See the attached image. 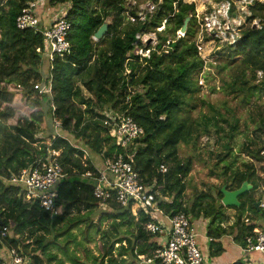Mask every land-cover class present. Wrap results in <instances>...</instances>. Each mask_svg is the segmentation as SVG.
<instances>
[{
    "label": "trees",
    "instance_id": "obj_1",
    "mask_svg": "<svg viewBox=\"0 0 264 264\" xmlns=\"http://www.w3.org/2000/svg\"><path fill=\"white\" fill-rule=\"evenodd\" d=\"M32 1L0 0V228L8 230L0 245L3 242L19 250L31 264H144L138 257L151 259L160 235L146 234L141 224L183 213L192 224L198 219L209 221L210 248L217 255L221 247L215 239L230 231L221 227L226 217L220 189L224 186L233 191L245 181L252 189L238 198L239 208L227 209L236 212L232 227L237 238L250 235L258 227L257 220L244 223L243 217L250 211L255 216L261 214L255 208L260 200L256 201L253 193L264 188V105L251 120L257 122L256 136L247 139L238 151L247 161L233 152L238 132V120L233 115L208 104L209 114L189 116L203 69L195 45L194 4L138 0L155 6L153 13L139 20L137 7L126 6L127 0H49L51 8H69L65 18L71 26L70 54L47 60L44 75L42 34L19 30L15 25ZM234 7L232 3L230 17L235 16ZM126 11L133 22L124 20ZM247 12L248 26L240 29L238 43L227 47V62L216 67L218 74L226 71L228 77L222 81L223 92L243 105L253 96L264 95V2L252 0ZM189 14L184 38L175 39ZM109 17L105 37L94 42L92 37ZM255 20L258 27L252 26ZM163 21L165 29L157 32ZM149 32L155 33L158 43L149 58L140 62L133 46L135 35ZM170 36L172 40L165 45ZM212 39L206 37L205 41ZM237 56L239 61H235ZM17 113H23L22 117L8 128L7 119ZM122 116L131 117L144 131L125 149L110 135ZM52 117L60 121L57 133ZM211 133L218 137L221 150L215 154L218 170L211 171V176L220 178L221 183L209 185L206 192L195 191L193 200L184 203L185 181L193 159H181L178 148L183 143L194 147L202 134ZM51 151L59 152L58 162L65 175L55 187V214L27 201L22 186L6 181L24 169L39 168ZM87 153L102 162L122 154L140 182L155 195L156 215L139 209L135 219L132 202L120 207L109 201L107 206L117 208L109 215L114 219V234L100 231L105 217L93 219L100 201L92 194V178L85 177L86 173L96 177L98 171L92 159L86 158ZM160 165L167 168L165 173L160 172ZM5 250L0 249V263Z\"/></svg>",
    "mask_w": 264,
    "mask_h": 264
},
{
    "label": "built area",
    "instance_id": "obj_2",
    "mask_svg": "<svg viewBox=\"0 0 264 264\" xmlns=\"http://www.w3.org/2000/svg\"><path fill=\"white\" fill-rule=\"evenodd\" d=\"M38 1L40 0L30 2L27 8L16 18V28L19 30L32 29L42 34L45 43V58L47 60L52 61L55 57L64 59L70 54L68 35L71 26L65 18L66 12L60 7L56 11L52 23L46 29L41 30L38 27V18L35 15ZM40 2H43V0ZM239 2L247 7L252 3V0H240ZM148 4L153 6L152 11H154L155 6L151 3ZM231 4L232 0H222L215 3L214 9L211 8V11L206 12L203 16L195 15V20L198 19L200 27L196 34L199 41L195 43L198 54H200L201 46L208 42L205 41L206 37L213 36L215 39L218 38L220 40V36L224 35L222 38L230 46L238 43L240 29L246 26V20L238 24L229 22ZM247 15L249 14L247 13ZM258 23L255 20L252 25L258 27ZM213 32L216 37L211 35ZM176 34V39H181L185 36L179 30L176 31ZM92 40L97 42L94 37H92ZM146 40L145 34L135 35L133 46L140 62H142L141 59L149 58L150 56V50L146 49ZM37 51L39 52V49ZM127 61H131V58H128ZM126 73H128V69ZM50 92L51 86L49 84L48 93ZM52 126L57 133L60 129V121L52 117ZM143 134V129L129 116H122L120 122L115 125L110 133L115 144L123 149L127 148L132 141L142 137ZM59 155L58 151H51L47 161L43 162L39 168L24 169L18 175H12L6 179L8 183L23 187V195L27 201L37 202L39 208L52 214H55V201L57 199L55 187L65 177L63 169L58 162ZM103 165L104 169L98 171L96 177H93L90 173L85 174V177H91L93 180L92 194L95 199L100 201L99 205L114 201L120 207H127L132 202L133 207L141 209L153 217L156 215L158 210L154 204L155 195L151 193L150 187H145L140 182L138 174L133 170L130 163L124 159L122 154L112 159H106L103 161ZM159 170L165 173L167 168L165 165H160ZM258 208L263 216L261 226L256 227L250 235L242 238L240 249L243 253L258 252L264 254L263 200L259 201ZM133 216L138 217L136 214H133ZM243 222L248 223L250 221L243 219ZM141 229L149 235H160L159 247L153 252V257L147 260L143 256L138 257L143 263L152 264L153 261H158L160 264H205L204 257L196 243V229L185 214L163 215V220L158 223L153 221L145 222L141 224ZM7 232L8 230L5 227L0 228V241L7 236ZM2 259L3 261L0 264H31V260L12 247L6 248Z\"/></svg>",
    "mask_w": 264,
    "mask_h": 264
},
{
    "label": "rangeland",
    "instance_id": "obj_3",
    "mask_svg": "<svg viewBox=\"0 0 264 264\" xmlns=\"http://www.w3.org/2000/svg\"><path fill=\"white\" fill-rule=\"evenodd\" d=\"M41 1V0H40ZM38 1V7L35 9L38 11L41 7H48V1L49 0H43V2ZM240 1V0H239ZM239 1L232 0L233 5L235 6V16L233 18H229L230 23L238 24L239 22H242L244 19V16L247 15V7L243 4H241ZM264 2V0H259ZM185 3L188 4H194L195 7V15L201 17L206 12L211 11V8L215 5V3H218L220 1L218 0H184ZM239 2V3H238ZM149 1L146 2H139L138 0H127L126 6L128 7H137V17L139 20H142L146 15L153 13V6L148 4ZM208 5H210L208 7ZM61 7L63 8L65 12L68 11L69 8L66 6H59L56 8H53L54 10H58ZM124 20L133 22V16H131L128 11L124 13ZM40 29L44 28L45 23L43 21V16H40ZM106 22L111 23V18L105 19ZM246 22V21H245ZM248 26L247 22L245 24ZM253 26V25H252ZM165 29L164 21L161 23V25L156 29L157 32H161ZM226 27V26H225ZM194 32L197 34V31L199 30V23L198 19H196ZM163 29V30H162ZM180 31V30H179ZM211 35H214L216 37V34L211 33ZM147 40H146V49L152 50L155 49L156 44L158 43V40L156 39V35L153 32H149L145 34ZM224 35L220 36V40L217 38L215 39L213 36L212 40H209L207 43L201 46L200 54L199 56L203 60V69L200 72L198 78H197V85L199 87V91L195 93L193 96V101L190 104V108L188 111L189 116L192 118L200 117L203 114H209L207 105H213L214 107L218 108L221 113L223 114H231L238 120V132L235 137V140L233 142L232 148L234 154L239 155L240 158H242L244 161H247L248 158L243 155L239 154V148L241 145L247 141V139L252 138L253 136H256L254 133L255 127L257 125L256 123H252V119H256L257 117L255 114L257 113L258 109L263 110L264 105V95H261L260 97L253 96L251 97L250 101L247 104H241L239 103V99H234L232 96L226 95L222 90V81H227L228 77L226 75V71L224 73L218 74L216 67L218 65L225 64L226 61V53L229 52L227 49L230 44L228 42H225L222 37ZM177 37V34L175 36V39ZM222 38V39H221ZM172 40V36L168 37L167 42L165 45H168L169 42ZM199 41L198 35L195 36V43ZM235 45V44H234ZM233 47V46H232ZM240 57H235V61H239ZM44 61V60H43ZM44 75H46V71L48 70V64L47 58H45L44 61ZM210 65V66H209ZM23 113L21 115L17 113L13 118H8L6 121V126L10 128V125H14L19 117H22ZM254 116V117H253ZM58 132V131H57ZM40 136V134H39ZM218 137H215L212 135H205L202 134L197 142L194 144V147L191 144H180L178 148V154L181 159H193V167L189 174V176L186 178L185 184H186V191L184 194L183 202H189L192 197L194 196V192H206L209 189V185H219L221 183V179L215 178V175L211 176V171L218 170V166H216V158L215 154H218L221 152L219 142L217 143ZM88 154V153H87ZM89 155V154H88ZM220 167V165H219ZM260 175V172L257 173ZM254 199L257 200H264V189H257L253 193ZM193 200V199H192ZM191 200V201H192ZM98 208V207H97ZM139 209L136 207H133L132 214L138 213ZM73 212V210H72ZM230 214H234V212L231 210L229 212ZM248 216H253L254 214L252 212L246 213ZM258 216L261 217V215L258 213ZM137 219L138 217H134ZM260 218H256V220H259ZM112 220L114 219H106L102 218L101 224H100V231H110V235L114 234L113 230V223ZM98 239V238H96ZM3 248H8L3 242L0 245ZM118 245H115L114 248H117ZM116 252V251H115ZM113 252V253H115ZM1 255V251H0ZM208 257L204 256V262L205 264H212V258L216 257V255L213 254V252H207ZM241 263V262H237Z\"/></svg>",
    "mask_w": 264,
    "mask_h": 264
},
{
    "label": "crops",
    "instance_id": "obj_4",
    "mask_svg": "<svg viewBox=\"0 0 264 264\" xmlns=\"http://www.w3.org/2000/svg\"><path fill=\"white\" fill-rule=\"evenodd\" d=\"M210 5H208L209 7ZM68 8V6H67ZM36 16L38 18L39 24H41L40 16H43V21L45 23L44 28L42 30L46 29L53 21L56 11H54L53 8L50 6L48 7H41L36 11ZM91 158L93 165L97 169V171H101L104 169L103 162L97 159L95 156L86 154V158ZM264 189V188H263ZM261 201V199H260ZM264 201V200H263ZM259 203V202H258ZM233 211L234 214H230V211ZM97 214L93 216L94 220L99 219L100 216L105 217L106 219H109V215L111 216L112 213H116L117 208L114 207V210L111 209L110 205H99L97 208ZM251 212V211H250ZM248 213V212H246ZM244 214L243 219H248L249 221H252L253 219L256 220V218H260L257 220L258 227L261 226L262 222V216H248ZM236 212L233 209H224V215L226 217V220L222 223L223 228L230 230L226 231V234L222 235L219 239H215L214 243H219L221 247V251L216 255V257L212 258V264H237V262H241V264H264V254L253 252V253H243L240 249L242 245V238H237V232L235 233L233 226V223L235 222V216ZM262 215V213L260 214ZM111 219V218H110ZM162 220V219H161ZM209 221L198 219L196 222L193 223L197 238L196 243L199 247L201 254L203 257H208L207 252H211L210 248V237L207 235V225ZM232 227V230L231 228Z\"/></svg>",
    "mask_w": 264,
    "mask_h": 264
},
{
    "label": "water",
    "instance_id": "obj_5",
    "mask_svg": "<svg viewBox=\"0 0 264 264\" xmlns=\"http://www.w3.org/2000/svg\"><path fill=\"white\" fill-rule=\"evenodd\" d=\"M236 1H239V0H236ZM190 19H191V14H189L188 17L184 19L183 24L180 28V32L186 33L187 26H188ZM108 26H109V23L104 21L103 24L99 27V29L93 36L95 40L99 41L103 37H105L107 30H108ZM227 28H228V25H227ZM251 189H252V186L248 184L247 181L243 182L242 185L238 189L233 190V191L226 190V187L223 186L220 189V192L222 194L221 204L225 208H239L240 202L238 198L242 196L243 194L249 192ZM258 205L259 203H255V208L257 209V211H259ZM238 264H241V263H238Z\"/></svg>",
    "mask_w": 264,
    "mask_h": 264
},
{
    "label": "clouds",
    "instance_id": "obj_6",
    "mask_svg": "<svg viewBox=\"0 0 264 264\" xmlns=\"http://www.w3.org/2000/svg\"><path fill=\"white\" fill-rule=\"evenodd\" d=\"M236 1V0H235ZM259 1V0H258ZM69 10V9H68ZM57 11V10H56ZM36 15V14H35ZM39 23V22H38ZM165 25V24H164ZM176 34V33H175ZM185 34V33H184ZM142 262V261H141ZM143 263V262H142ZM145 264V263H144Z\"/></svg>",
    "mask_w": 264,
    "mask_h": 264
}]
</instances>
